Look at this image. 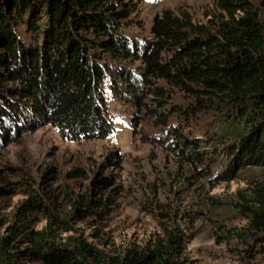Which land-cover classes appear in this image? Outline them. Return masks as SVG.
Instances as JSON below:
<instances>
[{"label": "trees", "instance_id": "16d2710c", "mask_svg": "<svg viewBox=\"0 0 264 264\" xmlns=\"http://www.w3.org/2000/svg\"><path fill=\"white\" fill-rule=\"evenodd\" d=\"M257 1L217 0L225 15L200 25L164 11L154 39L143 40L126 32L134 0H0V147L46 125L65 140L108 139L116 132L111 93L148 106L178 154L218 181L264 168V0ZM153 78L215 115L213 134L168 125L167 94ZM150 93L155 103L147 104ZM113 184L100 169L75 190L59 184L50 165L33 182L0 188V199L17 187L25 195L11 217L0 216V264H197L174 229L121 253L77 234L78 221L106 218L109 198L101 192ZM251 192L241 205L249 219L245 250L264 264V181Z\"/></svg>", "mask_w": 264, "mask_h": 264}, {"label": "rangeland", "instance_id": "374dc122", "mask_svg": "<svg viewBox=\"0 0 264 264\" xmlns=\"http://www.w3.org/2000/svg\"><path fill=\"white\" fill-rule=\"evenodd\" d=\"M134 1L126 32L143 40L154 39L155 18L164 11L193 25L225 15L217 0ZM250 1L258 6L257 0ZM153 82L167 94L162 108L168 125L183 127L189 135L213 134L210 123L215 115L190 107L194 99L189 92L164 79ZM153 96L150 93L145 102L155 103ZM107 108L116 125L108 139L65 140L57 127L46 125L0 147V188L22 187V181L33 182L45 167L54 165L59 184L83 191L102 169L114 181L101 192L102 198H109L106 218L78 221L77 234L121 253L133 244L145 245L169 228L184 234L186 256L197 264H257L246 255L249 219L241 205L243 197L251 199L253 185L264 181V168L250 167L232 180L218 181L214 173L206 174L178 154L166 124L148 106L140 108L108 93ZM24 196L17 187L1 198L0 216L11 217Z\"/></svg>", "mask_w": 264, "mask_h": 264}]
</instances>
